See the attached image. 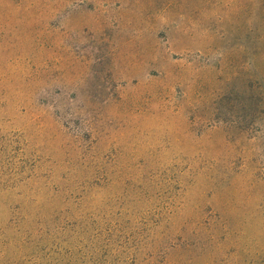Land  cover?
I'll return each instance as SVG.
<instances>
[{
	"label": "rangeland",
	"instance_id": "rangeland-1",
	"mask_svg": "<svg viewBox=\"0 0 264 264\" xmlns=\"http://www.w3.org/2000/svg\"><path fill=\"white\" fill-rule=\"evenodd\" d=\"M0 264H264V0H0Z\"/></svg>",
	"mask_w": 264,
	"mask_h": 264
}]
</instances>
